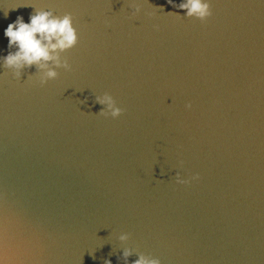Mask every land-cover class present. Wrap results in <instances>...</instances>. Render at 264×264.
<instances>
[{"label":"water","instance_id":"water-1","mask_svg":"<svg viewBox=\"0 0 264 264\" xmlns=\"http://www.w3.org/2000/svg\"><path fill=\"white\" fill-rule=\"evenodd\" d=\"M132 3L0 0V55L35 9L71 14L78 35L71 71L43 87L35 68L0 69V255L264 264V0H210L204 23L167 0H135L133 17ZM105 93L120 118L97 114Z\"/></svg>","mask_w":264,"mask_h":264},{"label":"clouds","instance_id":"clouds-1","mask_svg":"<svg viewBox=\"0 0 264 264\" xmlns=\"http://www.w3.org/2000/svg\"><path fill=\"white\" fill-rule=\"evenodd\" d=\"M167 2L172 8L182 10L184 13L182 17L185 19L194 18L204 23L212 15L210 0H182L179 4H176L174 0H167ZM159 10L162 11V9ZM140 12L141 8L133 0L129 14L135 17ZM7 15V12L4 13V18H7ZM73 19L71 14L55 15L53 11L42 9H35L27 23L23 16H17L15 21L9 23L4 29L3 35L7 40L8 51L6 55H0V69L11 72L14 79L20 80L26 70L35 68V72L29 75L27 80L34 78L35 83L40 87L55 80L59 75L58 70L71 71V65L67 59L63 58V54L72 50L78 43ZM94 103L101 106L97 114L105 119L116 120L124 113V109L118 106L113 97L107 93L96 96ZM191 107L190 103L185 105L186 110ZM198 180V175L192 176L189 180L182 178L179 172L175 174V183L178 185H188ZM118 239L121 244H124L129 236L121 234ZM132 255L133 250L123 248L120 259L124 261V264H128V258ZM136 257L133 264H161L158 258L151 256L138 254ZM0 264H8L6 252L0 255Z\"/></svg>","mask_w":264,"mask_h":264}]
</instances>
